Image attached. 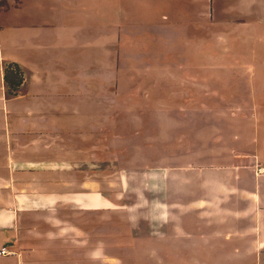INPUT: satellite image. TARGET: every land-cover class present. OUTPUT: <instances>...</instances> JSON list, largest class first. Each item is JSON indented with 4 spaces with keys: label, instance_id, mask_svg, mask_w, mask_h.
I'll return each instance as SVG.
<instances>
[{
    "label": "rangeland",
    "instance_id": "rangeland-1",
    "mask_svg": "<svg viewBox=\"0 0 264 264\" xmlns=\"http://www.w3.org/2000/svg\"><path fill=\"white\" fill-rule=\"evenodd\" d=\"M7 8L78 30L80 43L106 36L100 107L57 113L71 131L42 134L51 163L90 192L59 207L89 215L90 264H264L258 212L239 210L258 197L232 189L257 182L236 183L248 163L224 159L244 142L264 152V0H0V44L22 27ZM64 230L76 247L77 228Z\"/></svg>",
    "mask_w": 264,
    "mask_h": 264
},
{
    "label": "crops",
    "instance_id": "crops-1",
    "mask_svg": "<svg viewBox=\"0 0 264 264\" xmlns=\"http://www.w3.org/2000/svg\"><path fill=\"white\" fill-rule=\"evenodd\" d=\"M32 1L38 3L42 0ZM67 9L72 12V8ZM7 10L11 16L19 19L22 27L13 28L12 31L17 33L14 42L10 40L0 44V264H67L69 259L76 260L73 257H78L80 264H90L89 215L76 217L75 209L68 207L59 214L60 197L63 194L82 192V199L86 197L87 200L90 192L84 191L87 187L84 183L73 186V181L68 178H75L74 173L65 170L60 172L58 166L51 163L53 160L58 162V153L43 150L45 140L42 134L71 131L73 126L66 120L62 125L57 113L68 116L75 112H91L92 107L99 106L100 102L96 101L102 97L101 89H106L101 68L106 66L107 55L110 54L106 36L80 43L76 37L78 30L43 26L40 25L42 19L38 20L36 16L34 18L24 12L16 14L12 9ZM9 22L14 23V20ZM9 64L19 67V75L15 73L18 80L10 76L9 82H6L4 67ZM92 66H98L97 70L92 71ZM11 93H14L13 96H10ZM80 124L84 125V122ZM247 145L244 142V149L236 153L239 155L232 151L224 159L232 162L234 167L239 160L248 163L237 172V179L235 171H232L233 183L235 179L236 183L249 179L252 183L257 182V190L245 185H232V189L258 197L252 200L253 207L249 205L250 202L239 201L244 204L239 210L243 209L242 213H245L247 209L254 208L258 212V238L254 239L263 243L264 177L255 178L253 165L255 162L264 165V152L257 154L253 147L247 148ZM67 201L71 203H68L69 206H73L74 202L79 203L80 200H74L73 197ZM202 202L199 200L194 203L199 205ZM229 202L237 203L235 200ZM80 210L90 213V207ZM96 211L103 215V209ZM240 213L231 216L227 211L223 219L228 222L230 218L239 220L240 216L236 214ZM99 219L100 225H104L101 229L105 235L107 222L101 216ZM241 219L244 228L247 222L251 224L250 217L248 221L245 217ZM72 226L79 233L76 247L69 246L66 237L60 238L61 234L67 233L64 229ZM3 248L13 254L2 255ZM262 248L264 252V246Z\"/></svg>",
    "mask_w": 264,
    "mask_h": 264
},
{
    "label": "trees",
    "instance_id": "trees-1",
    "mask_svg": "<svg viewBox=\"0 0 264 264\" xmlns=\"http://www.w3.org/2000/svg\"><path fill=\"white\" fill-rule=\"evenodd\" d=\"M4 71H5V80H6V82H9L10 76L13 79H16V78H17V80L19 79L18 77L15 76V73L17 75H19V73H20V69H19V67L16 64H9V65L5 66Z\"/></svg>",
    "mask_w": 264,
    "mask_h": 264
},
{
    "label": "built area",
    "instance_id": "built-area-1",
    "mask_svg": "<svg viewBox=\"0 0 264 264\" xmlns=\"http://www.w3.org/2000/svg\"><path fill=\"white\" fill-rule=\"evenodd\" d=\"M255 174H256L257 177H260V176L264 177V166L256 167ZM1 254L2 255H11L13 253L12 252H8L7 248H3L2 251H1Z\"/></svg>",
    "mask_w": 264,
    "mask_h": 264
}]
</instances>
